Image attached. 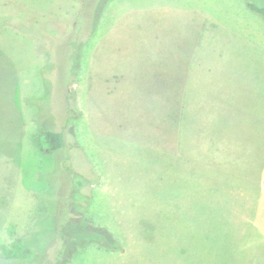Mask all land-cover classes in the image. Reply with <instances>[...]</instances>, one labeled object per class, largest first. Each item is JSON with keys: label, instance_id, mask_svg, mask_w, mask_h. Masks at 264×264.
<instances>
[{"label": "rangeland", "instance_id": "374dc122", "mask_svg": "<svg viewBox=\"0 0 264 264\" xmlns=\"http://www.w3.org/2000/svg\"><path fill=\"white\" fill-rule=\"evenodd\" d=\"M263 177L264 17L244 0H0V264H264Z\"/></svg>", "mask_w": 264, "mask_h": 264}, {"label": "crops", "instance_id": "0c3cea01", "mask_svg": "<svg viewBox=\"0 0 264 264\" xmlns=\"http://www.w3.org/2000/svg\"><path fill=\"white\" fill-rule=\"evenodd\" d=\"M17 137L13 139L15 140L16 145L20 144L22 140ZM263 181H264V177L261 180L263 184L262 190L264 191ZM6 232L7 231L5 230L0 232V239L2 238V240H4V241L0 240V246L2 245L1 243H3L4 245L8 244L9 243L8 240L10 239V236L14 238L16 237L15 234L12 235V233H6ZM25 235H26L25 233L24 234L22 233L20 237ZM5 236L8 238V240H6ZM179 252L180 250H178V248H120L119 250L107 254L104 259V264H178L175 263V260H177L175 255ZM195 254H199V253H195ZM6 257L8 256L6 255ZM204 257L205 256L199 254L198 258L200 262H198V264H202L204 262L203 261ZM219 263H223V262H219Z\"/></svg>", "mask_w": 264, "mask_h": 264}, {"label": "trees", "instance_id": "16d2710c", "mask_svg": "<svg viewBox=\"0 0 264 264\" xmlns=\"http://www.w3.org/2000/svg\"><path fill=\"white\" fill-rule=\"evenodd\" d=\"M244 4L250 11H253L264 17V8H259L254 4H252L251 2H249L248 0H244ZM39 136L41 141H43L42 143L43 147L41 145V150L45 155H52L54 152L61 150L64 147V139L62 134L60 133L52 132L48 130H42ZM57 235H59V233ZM24 242L26 241H22V243ZM20 243L21 242H19V244Z\"/></svg>", "mask_w": 264, "mask_h": 264}]
</instances>
